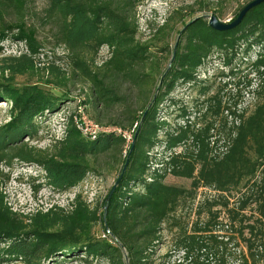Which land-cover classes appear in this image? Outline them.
Wrapping results in <instances>:
<instances>
[{"label": "trees", "instance_id": "obj_1", "mask_svg": "<svg viewBox=\"0 0 264 264\" xmlns=\"http://www.w3.org/2000/svg\"><path fill=\"white\" fill-rule=\"evenodd\" d=\"M144 1L48 0L44 15L56 27V41L66 50L58 59L65 58L70 73L51 62L42 68L41 78L19 84L16 76L36 71L33 58L42 45L33 26L23 20L4 22L0 11V53L7 38L26 48L18 56L0 58V103L8 106V120L0 125V264H64L73 259L86 264H264V0L226 30L212 28L201 17L185 22L164 71L147 43L137 38L136 8ZM1 3L21 14L25 1ZM102 47L108 57L96 65ZM253 49L254 58L236 64L234 72L232 60ZM213 54H223L229 75H237L243 65L245 77L252 75L243 88L256 83L249 113L237 108L242 91L238 79L236 98L227 93L223 101L219 92L210 93L203 84L207 81L197 80ZM156 73L162 81L151 95L148 86ZM75 75L89 83L91 98L85 103L91 104V116L98 122L102 112L126 101L117 94L119 83L136 90L139 114L126 102L118 114L124 129L133 127L128 147L125 136L116 133L83 136L71 116L63 135L48 147L28 145L27 140L38 136V122L68 99L64 88ZM178 83L202 86L188 111L178 105L170 125L157 114ZM168 102L174 105L176 100ZM105 124L121 122L109 118ZM219 141L224 148L220 152ZM105 155L118 165L115 180L127 163L101 211L90 208L79 194L68 211L51 206L21 214L7 204L2 166L10 167L14 160L33 163L43 170L44 184L65 191L94 171V160ZM167 175L189 179L190 186L167 184ZM201 186L216 195L198 203L196 213L203 216L188 226L175 212ZM169 220L173 252L159 261L157 248ZM97 223L103 227L101 236L92 231Z\"/></svg>", "mask_w": 264, "mask_h": 264}, {"label": "rangeland", "instance_id": "obj_2", "mask_svg": "<svg viewBox=\"0 0 264 264\" xmlns=\"http://www.w3.org/2000/svg\"><path fill=\"white\" fill-rule=\"evenodd\" d=\"M24 8L21 14L14 12L13 8L1 6L0 11L3 13L2 21L15 23L23 20L27 25L33 26L36 31V38L41 43L42 49L40 53L34 56L35 72L30 74L16 76V83H25L36 81L44 74L42 69L47 64L53 62L64 70L69 72L65 58L58 59L66 55L64 45L56 41L54 24L50 23L45 18V8L48 0H24ZM250 0H145L136 8L135 18L138 26V35L141 41L147 43L148 51L155 53L156 60L159 61L160 69L164 71L170 61L171 54L178 40L179 31L183 29L184 23L194 18H203L208 20L210 15H214L220 23H230L237 17L239 9L243 8ZM3 10V11H2ZM1 21V20H0ZM167 23V24H166ZM166 24V25H165ZM165 25V26H164ZM161 26L163 29L158 31ZM2 51L0 58L3 56H18L19 53L25 52L26 48L22 42L14 41L7 38L2 43ZM162 47H165L161 51ZM256 48V47H255ZM253 49L249 53H240L239 56L232 60L233 71L236 72L238 66L236 64L254 58ZM108 57L106 47L100 48L97 53L95 64L100 65ZM211 63L207 69L199 71L197 80L207 81L204 85L210 87V93L219 92V95L224 100L227 93H230L236 98L237 88H242L239 93V104L237 108L247 110L249 113L256 102V96L252 93L255 87L254 82L249 90L245 87L246 80L253 78L252 75L245 77L247 67L240 69L237 75H229V67L223 65V54L217 56L213 54L210 59ZM70 73V72H69ZM222 73V74H221ZM160 75H154L152 86L149 85L151 95L159 82ZM239 80V86H234V82ZM201 83H193L181 85L178 83L173 92L167 96L168 99L176 100L173 105L165 99L160 105L157 117L164 118L170 125L174 124V116L178 113V105L186 107L187 111L192 106V101L199 94L198 88ZM67 100L60 104L56 111L49 114L38 122L39 131L36 139L24 140L28 141V145L36 148H46L52 142L53 138H59L63 135L66 127V122L69 116L72 117L76 127L85 128L87 124L98 126V132L115 133L113 128H118L117 135L125 136L126 147L131 143L133 135V127L129 130L124 129L123 121L118 118V114L124 109L125 102L132 110L139 114L140 101L137 100L136 90L130 87L126 82L119 83L116 88L117 94L123 96L126 101H119L114 105V108L109 113L102 112L99 122L92 115L91 104L85 103L91 98L89 83L83 81L78 75L74 76L66 86ZM54 92L59 91L53 89ZM63 92V91H61ZM149 93V92H148ZM209 93V94H210ZM231 100V99H230ZM178 103V104H177ZM189 107V108H188ZM114 111V112H113ZM109 118L114 121H120V125L105 124ZM115 118V119H114ZM8 120V106L0 103V125ZM228 124L231 118L227 116ZM78 128V127H77ZM218 136V135H216ZM221 138V137H220ZM216 151H223L224 148L218 143ZM181 149V148H178ZM177 149V150H178ZM94 171L88 172L86 177L76 186L65 190L57 191L44 184L43 170L33 163H26L14 160L10 167L2 166L1 170L5 174V179L2 184V190L6 196L7 204L13 211L21 214L34 212L35 210L45 211L51 206H57L68 211L71 209V201L76 194H79L90 208L97 206L102 210V202L108 190L115 182L118 173V165L115 164L108 155L102 156L94 160ZM167 184L182 186L188 188L190 180L182 177H174L167 175L164 179ZM216 192L207 187H199L196 190L193 200L186 199L182 201L175 212V216L181 218V222L187 223L188 226L196 219L203 216H198L196 213L197 205L204 198L215 196ZM108 196V194H107ZM106 196V197H107ZM170 220L163 225L162 242L158 245L157 252L158 260L163 259V255L168 252H173L172 234L174 232L169 229ZM96 236L103 235V227L100 224H95L92 228ZM81 256V255H80ZM64 264H86L79 259L66 261ZM92 264H107L104 260L92 262Z\"/></svg>", "mask_w": 264, "mask_h": 264}, {"label": "water", "instance_id": "obj_3", "mask_svg": "<svg viewBox=\"0 0 264 264\" xmlns=\"http://www.w3.org/2000/svg\"><path fill=\"white\" fill-rule=\"evenodd\" d=\"M261 1H263V0H252V1H250L249 3H247V4H246V5H245V6L239 11L237 17H236L233 21H231L230 23H220V22H218L217 18H216L214 15H210V16H208L209 19H208L207 23H208L209 26H211L212 28L217 29V30H226V29H229V28L233 27L235 24H237V23L240 21V19H241V18L243 17V15H244V13H245L249 8H251L252 6L256 5L257 3L261 2ZM175 47H176V44H175ZM173 54H174V53H173ZM172 59H173V58H171L170 62L172 61ZM161 81H162V76H161L160 79H159V83H158V85H157L156 91H157V89H158L159 84H160ZM132 147H133V143H132L131 146H130V151L132 150ZM126 163H127V159H126V161H125V163H124V165H123V168H122L121 174H120V175L118 176V178L115 180L114 184L112 185V187H111V189H110V191H109V193H108L107 200L110 198V196H111V194H112L114 188L116 187L117 183L120 181ZM105 212H106V206H105V208H104L103 220H104V218H105Z\"/></svg>", "mask_w": 264, "mask_h": 264}, {"label": "built area", "instance_id": "obj_4", "mask_svg": "<svg viewBox=\"0 0 264 264\" xmlns=\"http://www.w3.org/2000/svg\"><path fill=\"white\" fill-rule=\"evenodd\" d=\"M77 127L82 132L83 136L92 138V139L95 138L100 133H108V132H98L99 128L97 125L93 126V125L87 124L85 128H80L79 126ZM113 131H115L116 133L118 131V128H113Z\"/></svg>", "mask_w": 264, "mask_h": 264}]
</instances>
